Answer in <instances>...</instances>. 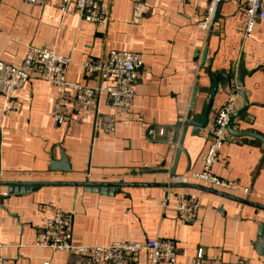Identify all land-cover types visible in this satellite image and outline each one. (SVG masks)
<instances>
[{
  "label": "crops",
  "instance_id": "obj_1",
  "mask_svg": "<svg viewBox=\"0 0 264 264\" xmlns=\"http://www.w3.org/2000/svg\"><path fill=\"white\" fill-rule=\"evenodd\" d=\"M59 1L37 7L23 0H0V61L18 65L27 46L49 48L71 58V81L98 88L99 78L88 76L82 68L87 58H103L112 50L139 53L144 70L136 84L135 102L130 113L118 119L114 134L99 132L94 138L96 112L83 116L74 104L69 106V121L55 125L52 113L59 91L36 73L11 101L0 92V181L166 183L168 173L144 171L172 172L177 148L170 145L172 128L189 115L203 122L218 80L210 125L196 136L189 127L176 165L177 175L200 172L215 116L231 94L224 76L231 75L239 99L237 112L245 104L240 92L248 105L233 120L213 171L240 188H250L249 201L264 205L260 199L264 196V142L237 135L250 132L264 138V20L250 38H244L242 2L224 0L207 35L199 28L206 10L204 0H142L148 10L138 21L133 17L137 0H100L109 10L110 21L97 26L73 13L61 19L56 12ZM240 60L242 89L234 73ZM98 113L113 114L104 96ZM150 130L159 135L150 137ZM61 150L69 158L70 174L50 172L51 160L59 161ZM7 190L0 187L4 264L77 261L66 252L33 245L37 228L56 209L71 215L75 245L172 239L180 252L178 264H189L199 249L218 264H264V211L209 193L173 189L201 197L197 220L185 224L174 208H163V187L123 188L115 196L72 187H42L13 195H7ZM132 264H148V259L141 255Z\"/></svg>",
  "mask_w": 264,
  "mask_h": 264
},
{
  "label": "built area",
  "instance_id": "obj_2",
  "mask_svg": "<svg viewBox=\"0 0 264 264\" xmlns=\"http://www.w3.org/2000/svg\"><path fill=\"white\" fill-rule=\"evenodd\" d=\"M23 1L31 6L45 7L52 0ZM204 1L206 10L199 28L209 35L224 0ZM238 1L242 2L244 12V38H250L255 26L264 20V0ZM133 7V17L136 21L140 20L148 10L142 0H137ZM56 12L61 19L73 13L80 20L97 26L107 25L110 21L109 10L100 0H60L56 6ZM71 64L72 60L69 56L59 55L49 48L29 45L20 64L12 65L0 61V92L6 101H11L27 85L31 75L36 73L59 91L52 113L56 126L60 127L69 121V106L74 104L77 112L83 116L96 112L94 138L99 132L114 134L118 119L128 115L134 105L136 84L144 70L142 55L131 51L112 50L103 58H87L82 63V68L88 76L99 78L98 88L71 81L68 78ZM103 96L108 100L113 114L98 113L99 101ZM238 106L237 95L231 93L217 111L214 127L209 136L210 145L201 159V171L185 175L168 173L165 177L167 184H202L210 189L251 200L253 191L250 188H240L237 183L220 178L213 171L229 138L228 127ZM148 135L154 138L159 133L156 134L155 131L150 130ZM260 199L264 203V196ZM200 202L201 197L197 194L167 188L162 206L164 209L174 208L181 222L192 224L198 218ZM33 245L52 252H66L77 258V261L71 264H132L134 259L141 255L147 257L148 264H178L177 258L180 254L177 242L172 239L155 238L144 242L75 245L71 215L61 209L54 210L44 224L37 228ZM5 247L6 245L0 242V264L5 262ZM189 264L218 263L210 259L205 250L199 249ZM237 264L250 263L241 261Z\"/></svg>",
  "mask_w": 264,
  "mask_h": 264
},
{
  "label": "water",
  "instance_id": "obj_3",
  "mask_svg": "<svg viewBox=\"0 0 264 264\" xmlns=\"http://www.w3.org/2000/svg\"><path fill=\"white\" fill-rule=\"evenodd\" d=\"M206 54H207V52H205V54L203 56V61L206 60ZM234 73L236 75V77H235L236 85L238 88L242 89L244 87V84H243V65H242L241 60L238 63V65L236 66ZM224 78L227 80L228 88H229L230 92L233 94H236L237 91L236 92L233 91V86H232L233 76L225 75ZM218 92H219V83L217 80L215 89L212 93V99H211L209 106H208V109L205 113L203 122L194 120L192 118V116L189 115L183 123H180L176 126H173L172 129H174L175 132L173 134L172 140L170 141V145L171 146H177V148H176V162H175L174 169L171 172L172 175H177L176 174V165H177V162H178V159H179L181 153L184 152L182 145L184 143V140H185V137H186V134L188 132L189 127L193 128V130H192L193 136L199 135L202 131H205L208 129V127L210 125V122H209L210 109H211V106L213 103V99L216 97ZM240 94L245 99V104H244V107L241 111L236 112L233 115L231 122H230V125L228 127L229 132H231L233 120L236 117L242 116L247 109L248 104L246 101V97L241 92H240ZM192 103H194V99L192 100ZM237 135L238 136L254 137V138H257V139L261 140L262 142H264V138H262L258 135H255L254 133L245 132V133H241V134H237ZM1 142H2V132L0 129V174L2 171V168H1ZM50 172L51 173H64V174L72 173V168H71V164L69 162V158L63 150H61V158L59 161H55L54 158L51 160ZM144 173H146V174H166V173H169V171L168 170H146V171H144ZM0 187H6L8 189L7 195L25 194L27 192H32V191L39 189V188H42V187H72L75 189L83 188L87 192L101 193L103 195H110V196H115L123 188H133V187H147V188H156V187L161 188V187H163L166 189L167 188H170V189H192V190H197L200 192L209 193V194H212V195H215V196L227 199V200H231L233 202H236V203H239V204H242L245 206H250L252 208L264 211V205H259V204L250 202L249 200H246V199L245 200L240 199L238 197L226 194L224 192L214 190V189H210V188H207V187L201 186V185H195V184H167V183H163V184H149V183L148 184H135V183H126V182L100 183V182H90V181H77V182L35 181V182H25V181H7V180L3 181V180H1L0 181Z\"/></svg>",
  "mask_w": 264,
  "mask_h": 264
}]
</instances>
